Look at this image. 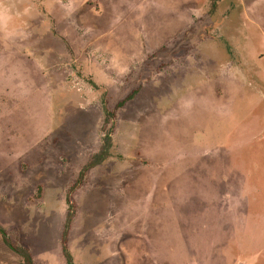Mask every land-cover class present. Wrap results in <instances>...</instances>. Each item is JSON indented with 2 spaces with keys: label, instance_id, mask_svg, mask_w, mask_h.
Returning <instances> with one entry per match:
<instances>
[{
  "label": "rangeland",
  "instance_id": "obj_1",
  "mask_svg": "<svg viewBox=\"0 0 264 264\" xmlns=\"http://www.w3.org/2000/svg\"><path fill=\"white\" fill-rule=\"evenodd\" d=\"M0 224L36 264H264V0H0Z\"/></svg>",
  "mask_w": 264,
  "mask_h": 264
},
{
  "label": "trees",
  "instance_id": "obj_2",
  "mask_svg": "<svg viewBox=\"0 0 264 264\" xmlns=\"http://www.w3.org/2000/svg\"><path fill=\"white\" fill-rule=\"evenodd\" d=\"M105 113H106V120L107 121H108V118H111L112 120L115 119L114 113H110L108 111H106ZM115 127H116V125H115V122H114L112 124V127L110 128L108 134L103 137V144H102V147H101V151L97 155L94 156L92 164L93 163L95 164L96 162L100 164L106 158L107 151L111 147V140L112 139H111L110 135L112 134V132L115 129ZM71 221H72V219L69 218L67 223H66L65 232H64V243H65V240H66L67 233H68V231L70 230V227H71ZM0 235L2 236L5 244L10 249H12L15 253H17L19 256H21L23 258V263L22 264H33L30 252L26 248L14 245L11 242V240H10L8 234L6 233V231L2 227H0ZM63 249H64V253H65L66 257H67L68 264H71V259H70V256L68 255L66 247L64 246Z\"/></svg>",
  "mask_w": 264,
  "mask_h": 264
},
{
  "label": "crops",
  "instance_id": "obj_3",
  "mask_svg": "<svg viewBox=\"0 0 264 264\" xmlns=\"http://www.w3.org/2000/svg\"><path fill=\"white\" fill-rule=\"evenodd\" d=\"M231 2V1H230ZM233 4L234 3H231V8H232V11H233ZM219 156L222 158V155L219 154ZM0 227H2L4 230L6 229L5 226H3V224H0ZM3 253H6V254H3ZM13 253L11 252L10 249H8V247L5 245L4 241H3V238L2 236L0 235V264H12L11 261H10V257L13 256L12 255ZM30 255L32 257V261H33V264H36L35 262V259H34V256H33V253L30 251ZM6 256V258L4 257ZM16 256L18 257V261H17V264H22L23 262H21V256H19L18 254H16ZM23 260V259H22Z\"/></svg>",
  "mask_w": 264,
  "mask_h": 264
}]
</instances>
